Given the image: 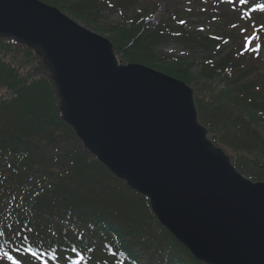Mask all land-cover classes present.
Segmentation results:
<instances>
[{"label": "trees", "instance_id": "16d2710c", "mask_svg": "<svg viewBox=\"0 0 264 264\" xmlns=\"http://www.w3.org/2000/svg\"><path fill=\"white\" fill-rule=\"evenodd\" d=\"M40 1L110 35L123 65L195 81L198 120L210 141L234 154L237 171L264 182V142L251 130L264 120V63L232 50L240 11L204 0H185L182 9L172 0L169 16L150 26L145 21L159 0ZM116 14L120 22L106 23ZM187 20L220 34L189 33ZM256 21L264 24V15ZM257 30L264 45V27ZM167 46L199 57V75L188 72L191 60L165 55ZM215 79L222 90L212 89ZM54 88L40 56L0 38V248L18 253L20 264H200L160 229L146 199L83 150L62 122Z\"/></svg>", "mask_w": 264, "mask_h": 264}, {"label": "water", "instance_id": "95a60500", "mask_svg": "<svg viewBox=\"0 0 264 264\" xmlns=\"http://www.w3.org/2000/svg\"><path fill=\"white\" fill-rule=\"evenodd\" d=\"M0 38L41 57L63 123L195 260L264 264V183L207 139L189 86L121 65L107 39L39 0H0Z\"/></svg>", "mask_w": 264, "mask_h": 264}, {"label": "rangeland", "instance_id": "374dc122", "mask_svg": "<svg viewBox=\"0 0 264 264\" xmlns=\"http://www.w3.org/2000/svg\"><path fill=\"white\" fill-rule=\"evenodd\" d=\"M217 1L219 3H224L225 2L224 0H217ZM233 1H234L233 4L235 6L236 5L242 6V5H246V4L252 3V0H245V2L243 4H241L240 0H233ZM170 2H172V0H161V2L159 4L160 7L158 8V10H156L154 12L152 11L153 12L152 13L153 14V17L150 18V20H149V24L150 25H153V26L154 25H157L160 21H162V20L164 21L169 16L168 15V13H169L168 12V9L172 5V4H169ZM178 2H179V4H178L179 5V8H182L183 9L186 6L185 0H178ZM225 3H229V1H226ZM256 3H257L256 4V7L258 5H264V0H256ZM225 8H228V6H226ZM260 9H261V12L264 13V8H260ZM62 13H64L67 17H69L67 13H65V12H62ZM70 19L73 20V21H75L76 23H78L84 29H86V30H88V31H90V32H92L94 34H97V35H99V36L107 39L112 44L113 51H114V55H115V53L117 52V48L114 45L115 43L112 41L110 35H107V34H103V35L102 34H99V33L95 32V30L93 29V26H85V24H83V23L81 24L80 21H77V20H75L73 18H70ZM120 21H121L120 16L116 14V15H111V18L106 23L113 24L114 22H120ZM188 22L191 23L190 25H192V22H194V21H192V22L191 21H188ZM243 27H244V25L242 27L238 28V34H237V38L235 40V43H236L235 49L237 47V50L239 48H241V49L243 48L242 45H243L244 39L246 37H248V35L252 34L253 33V30H254V27L251 24L249 25V27H247V29L246 28H243ZM187 30L190 31V32H192V33H201L202 35H206L207 33H209L207 31V28H205V26H203V22L201 24H199V25H192V27L188 28ZM230 45H231V43H230ZM178 51L179 50H177L176 47L172 48V46H167L166 48H164L163 53L165 55L171 54V57H176V58L177 57H181V58L184 57V58H186V59L191 60L192 62H194L193 65L190 67V69H189L188 72L190 73V75L193 78L197 77L199 75L200 63H201L202 60L199 57L194 56V55L188 57L187 56L188 55L187 52L185 54V52L184 53L180 52L181 50L179 52ZM116 57L118 59V56L117 55H116ZM262 57H264V53H262ZM263 61H264V58H263ZM208 83L209 82H207L206 84L208 85ZM186 85L189 86L193 90L192 93L194 94V98H195V96H196V93H195L196 92V84H195V81L188 82ZM211 85H212V89H214L215 91L222 90L224 88V83H222L220 81V79H219V81L216 80V79L213 80L211 82ZM255 121H258V122H256L255 124H252L251 130L254 133H256L260 137V139L264 142V120H261L259 118V120H255ZM219 148L222 149L224 151L223 153H225L230 158L233 157L232 155H234V154L231 153L229 150H227L225 148H222V147H219ZM263 172H264V169H263ZM15 257L17 259H19V256H15Z\"/></svg>", "mask_w": 264, "mask_h": 264}, {"label": "snow or ice", "instance_id": "6c2138e0", "mask_svg": "<svg viewBox=\"0 0 264 264\" xmlns=\"http://www.w3.org/2000/svg\"><path fill=\"white\" fill-rule=\"evenodd\" d=\"M240 2H241V4H243L245 2V0H240ZM258 7L264 8V5H258ZM180 23H185V21L181 20ZM0 235H3V232H0ZM0 254H2V256H0V259L6 258L8 261H12V264H20V261L15 260L12 255H10L6 251H3L2 248H0ZM32 256L39 259L36 252H32ZM57 259H59V257H57Z\"/></svg>", "mask_w": 264, "mask_h": 264}]
</instances>
